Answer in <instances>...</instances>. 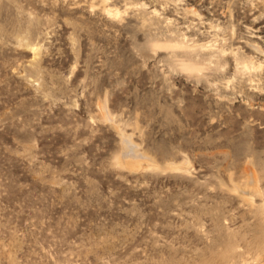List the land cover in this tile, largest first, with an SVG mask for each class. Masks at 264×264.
<instances>
[{"label": "rangeland", "instance_id": "374dc122", "mask_svg": "<svg viewBox=\"0 0 264 264\" xmlns=\"http://www.w3.org/2000/svg\"><path fill=\"white\" fill-rule=\"evenodd\" d=\"M0 264H264V0H0Z\"/></svg>", "mask_w": 264, "mask_h": 264}, {"label": "bare ground", "instance_id": "6f19581e", "mask_svg": "<svg viewBox=\"0 0 264 264\" xmlns=\"http://www.w3.org/2000/svg\"><path fill=\"white\" fill-rule=\"evenodd\" d=\"M124 143H125V142H124ZM125 144H126V143H125ZM138 156H139V155H137V154L134 155V156H130V157H128L129 159L124 160V163H126V164H128V165H132V164H133V161L136 160V158H138ZM139 157H140V156H139ZM141 157H142V156H141ZM143 157H144V156H143ZM145 158H147V156H146ZM149 158H150V157H149ZM149 158H148V161H150ZM146 161H147V160H146ZM148 161H147V163H148ZM151 161H152V160H151ZM151 161H150V162H151ZM153 162H154V161H153ZM137 165H138V164H137ZM252 172H253V171H252ZM252 174L254 175L255 173H252ZM253 175H252V176H253ZM254 177H255V176H254ZM254 179H255V178H254Z\"/></svg>", "mask_w": 264, "mask_h": 264}]
</instances>
